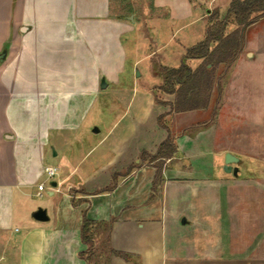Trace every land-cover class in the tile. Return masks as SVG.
Listing matches in <instances>:
<instances>
[{"label": "crops", "instance_id": "crops-1", "mask_svg": "<svg viewBox=\"0 0 264 264\" xmlns=\"http://www.w3.org/2000/svg\"><path fill=\"white\" fill-rule=\"evenodd\" d=\"M218 1L0 0V264H264V176H243L242 159L221 142L222 123L243 117L238 107L247 122H264V49L245 40L207 109L166 117L176 152L156 192V169L141 154L166 139L158 118L170 110L157 100L174 97L158 89L153 66L158 84L121 86L132 46L157 42L165 20L193 10L206 34L202 11ZM108 91L107 111H118L104 126ZM228 153L239 159L236 175L224 172ZM252 166L264 173V164ZM48 167L57 186L47 191L52 215L39 222L32 199L44 197ZM84 219L109 226L96 231L92 253Z\"/></svg>", "mask_w": 264, "mask_h": 264}, {"label": "rangeland", "instance_id": "rangeland-1", "mask_svg": "<svg viewBox=\"0 0 264 264\" xmlns=\"http://www.w3.org/2000/svg\"><path fill=\"white\" fill-rule=\"evenodd\" d=\"M196 1V0H195ZM199 2L205 3L207 0H197ZM198 2V3H199ZM200 4V3H199ZM218 7L215 4H207L202 11V14H207L209 16L211 13L216 11L220 12L221 17H225L228 10L227 0H219L217 2ZM202 5V4H201ZM133 9L129 11L130 18L136 17L138 12L136 9L131 6ZM207 10H210V13H206ZM170 12V11H169ZM201 14V15H202ZM136 18H132V22L136 20ZM201 18V19H200ZM139 19V16H138ZM206 21L200 17V12L198 10H193V15L187 20H180L176 22H172L171 19H167L162 26V31L160 36H157V42L153 40L144 39L137 43V46H132L133 49H130L128 53V58L126 59L124 73L121 76V86L127 88H133L135 92L140 89H144L152 84H158L161 82V79L153 77L150 74V67L153 66H165L168 68H179L181 63L183 62V57L185 56L188 49L196 46L200 42H203L206 34L205 31ZM236 28L234 23H231L228 31L232 32ZM137 34H141L138 32L132 33V37H135ZM135 35V36H134ZM149 37V36H148ZM245 40L247 45L253 46L258 49H264V19L258 21L255 25L250 27L245 33ZM139 61L137 66H134V63ZM189 65L192 68L197 67V61H188ZM258 65V64H257ZM262 65V64H261ZM264 65V63H263ZM255 66V64H254ZM259 66V65H258ZM257 67V66H256ZM223 71V68H219L217 70V76L219 73ZM264 76V75H262ZM220 79V78H219ZM218 79V80H219ZM228 81V78L224 80ZM260 88L256 89L257 91L251 90L254 92H261ZM264 90V88H263ZM227 93V92H226ZM262 93V92H261ZM264 93V91H263ZM228 94V93H227ZM115 97L114 93L108 91V95L105 98H102L101 101L105 102V107L102 110V114L100 118H103V125L106 126L109 124L113 115H116L117 111H110L112 108L111 103L114 101ZM156 97L162 99V94L160 91H156ZM102 103V102H101ZM109 106V107H108ZM107 108H110L107 111ZM121 109V106L118 107ZM233 112V107L228 106L227 112ZM238 112L243 114L241 121L224 122L223 130H222V140L224 148H229L235 152V155L242 159L240 165L244 168L245 177H253L257 179H262L264 176L261 170H255L256 168L252 166V163L257 165L264 164V153H252V144L258 146L257 149L262 150L264 145V122L254 121L247 122L246 121V108L238 107ZM211 113V112H210ZM209 113V114H210ZM244 118V119H243ZM257 118V116H256ZM264 118V115L263 117ZM221 124V123H220ZM103 133H105V127L102 126ZM255 135V138L252 137ZM250 137V138H248ZM250 140V141H249ZM251 143V144H250ZM251 146V147H250ZM54 153L52 152V156ZM52 159V158H51ZM225 160V158H224ZM57 162V161H56ZM53 166H57L56 163L52 164ZM253 167V168H252ZM250 168V169H249ZM249 169V170H248ZM225 172V171H224ZM43 184H45V192L43 198H34L32 199V205L36 210L43 209L49 212L52 215V202L50 198L47 196V191L52 189V181L47 179V176L43 180ZM255 192H262L261 187L254 186ZM225 253V251L223 252Z\"/></svg>", "mask_w": 264, "mask_h": 264}, {"label": "trees", "instance_id": "trees-1", "mask_svg": "<svg viewBox=\"0 0 264 264\" xmlns=\"http://www.w3.org/2000/svg\"><path fill=\"white\" fill-rule=\"evenodd\" d=\"M261 19H264V0H232L224 18H220L218 11L210 14L204 41L187 50L179 68L155 66L156 75L163 79L158 89L163 94L173 96L174 100L173 102L157 100L159 105L168 107L170 110L158 118V124L166 131L167 137L155 153L141 154L142 164H151L156 169L154 192L162 182L166 160L171 159L176 152L172 133L166 124V117L170 114L205 110L210 106L212 94L219 79L216 75L217 70L220 67H231L236 62L244 51L246 31ZM231 23H234L236 28L229 32ZM188 61H200L201 64L194 69ZM102 229L108 231L109 226L84 219L82 240L88 245L89 253L93 252V238L96 231ZM111 252L115 256L129 260V257L124 254L113 250Z\"/></svg>", "mask_w": 264, "mask_h": 264}, {"label": "water", "instance_id": "water-1", "mask_svg": "<svg viewBox=\"0 0 264 264\" xmlns=\"http://www.w3.org/2000/svg\"><path fill=\"white\" fill-rule=\"evenodd\" d=\"M2 59V57H0V60ZM239 162V159L228 153L226 154L225 156V167H224V171L226 173H231L233 172L234 175L237 174V169H233V165L234 164H237ZM52 186L53 187H56L57 184L56 183H52ZM33 218L36 220V221H39V222H47L49 220L48 216H47V212L43 209H39L36 213H34L33 215Z\"/></svg>", "mask_w": 264, "mask_h": 264}, {"label": "built area", "instance_id": "built-area-1", "mask_svg": "<svg viewBox=\"0 0 264 264\" xmlns=\"http://www.w3.org/2000/svg\"><path fill=\"white\" fill-rule=\"evenodd\" d=\"M45 174H46L48 180L53 181L54 177L57 174V170L55 168L48 167L45 169ZM38 189H39V191H43L45 189V184L39 185Z\"/></svg>", "mask_w": 264, "mask_h": 264}]
</instances>
